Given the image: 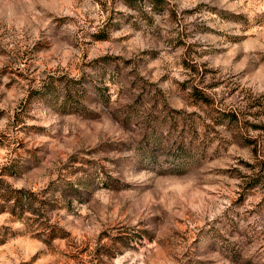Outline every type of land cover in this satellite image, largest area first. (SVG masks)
<instances>
[{
  "label": "rangeland",
  "instance_id": "1",
  "mask_svg": "<svg viewBox=\"0 0 264 264\" xmlns=\"http://www.w3.org/2000/svg\"><path fill=\"white\" fill-rule=\"evenodd\" d=\"M0 264H264V0H0Z\"/></svg>",
  "mask_w": 264,
  "mask_h": 264
},
{
  "label": "trees",
  "instance_id": "2",
  "mask_svg": "<svg viewBox=\"0 0 264 264\" xmlns=\"http://www.w3.org/2000/svg\"><path fill=\"white\" fill-rule=\"evenodd\" d=\"M71 191V190H70ZM12 209V208H11Z\"/></svg>",
  "mask_w": 264,
  "mask_h": 264
}]
</instances>
